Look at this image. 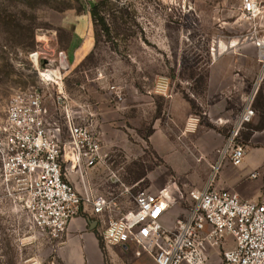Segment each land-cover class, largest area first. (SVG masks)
<instances>
[{
  "label": "rangeland",
  "instance_id": "374dc122",
  "mask_svg": "<svg viewBox=\"0 0 264 264\" xmlns=\"http://www.w3.org/2000/svg\"><path fill=\"white\" fill-rule=\"evenodd\" d=\"M101 1L0 0V126L14 95L40 88L39 70L66 62L71 105L94 120L105 157L84 170V178L73 175L79 192L128 190L125 212L134 207L137 191L172 186L183 197L166 216L173 229L189 212L190 191L215 173L218 151L249 103L256 116L235 142L264 147V129L255 130L264 123V69L250 39L255 23L245 17L243 0H106L92 23L90 11ZM250 49L255 55L247 54ZM172 95L190 106L182 127L170 115ZM49 100L52 117L61 119ZM152 135L186 155L166 164L148 139ZM197 144L206 149L199 152ZM195 176L202 186L193 184ZM17 197L0 179V264H58L56 244L33 225ZM81 212L92 216L88 206ZM103 227L96 231L101 239ZM102 244L109 264L112 246ZM131 247L135 260L154 264ZM219 251L206 263L224 264Z\"/></svg>",
  "mask_w": 264,
  "mask_h": 264
},
{
  "label": "built area",
  "instance_id": "2783aa9c",
  "mask_svg": "<svg viewBox=\"0 0 264 264\" xmlns=\"http://www.w3.org/2000/svg\"><path fill=\"white\" fill-rule=\"evenodd\" d=\"M243 12L255 23L250 39L264 69V31L260 34L256 22L261 6L257 0H243ZM66 70L62 65L39 70L40 88L14 95L0 126L2 185L9 195L18 196L33 225L56 248L85 205L97 226L104 225L102 239L107 246H137L154 264H205L209 251L223 248L228 238L234 247L223 251L224 264H264V192L256 201H243L237 193L215 186L225 164L240 167L244 163L246 149L235 137L256 116L251 103L219 149L212 166L215 173L203 188L190 191L189 212L172 229L166 225V216L183 198L174 195L172 186L137 191L132 195L134 207L125 212L128 190L107 195L79 192L73 175L84 178V170L102 165L105 157L94 120L71 105L64 85ZM51 72L53 78H48L45 74ZM49 99L61 119L52 117ZM261 176L264 172L254 171L249 179Z\"/></svg>",
  "mask_w": 264,
  "mask_h": 264
},
{
  "label": "crops",
  "instance_id": "0c3cea01",
  "mask_svg": "<svg viewBox=\"0 0 264 264\" xmlns=\"http://www.w3.org/2000/svg\"><path fill=\"white\" fill-rule=\"evenodd\" d=\"M257 1L262 9V15L258 18L257 23L261 28H264V0ZM254 48L256 49V47ZM248 53L250 55H255L253 50L250 52L247 51V54ZM189 114L190 106L188 103L178 95H172L170 97V115L172 116V121L182 127ZM154 135L150 136L149 139L156 153L162 158L163 162L168 164L177 161L176 157H180L182 153L180 152L181 150H179V147L174 143L166 141L159 142L155 139ZM255 137L256 134L253 135V138ZM195 148L199 152L206 149L203 148L201 144L195 145ZM209 152L210 150L208 153ZM182 154L186 155L185 153ZM228 165L229 164L220 169L215 186L218 189L237 193L243 201L258 200L264 192V177L261 176L257 180H251L249 179V175L254 171H260L261 173L264 172V147H249L246 149L244 163L242 166L237 167L240 169H236L238 170L237 175H232L233 168L235 167ZM193 166L194 169L197 168L196 163H194ZM197 178L198 176L194 177L195 181L193 184H198V187H200L204 183L201 184ZM166 225L171 226V220L166 219ZM97 227V223L92 216L80 212V214L70 223L63 241L58 245L56 250L58 264H107L104 256V248L100 247V242L96 235ZM233 247L234 243L232 239L228 238L227 244L222 250H228ZM108 248L110 256L109 264H126V261H130L128 263L141 264V261L135 260V257L130 253L132 250L131 246ZM118 249H120V251ZM219 252V249L210 250L208 258H212ZM118 253L127 256L129 259L127 258L124 261L122 258L118 257ZM144 255L147 256L146 254ZM147 258L149 257L147 256Z\"/></svg>",
  "mask_w": 264,
  "mask_h": 264
},
{
  "label": "trees",
  "instance_id": "16d2710c",
  "mask_svg": "<svg viewBox=\"0 0 264 264\" xmlns=\"http://www.w3.org/2000/svg\"><path fill=\"white\" fill-rule=\"evenodd\" d=\"M105 1H106V0H103V1H101V3H97V4L95 5V7L91 9V11H90V20L92 21V23H94V22L96 21L97 17L99 16V12H98V8H99V6H100L101 4H103V3H105ZM102 20H103V19H102ZM263 129H264V123H262V124L260 123V125H258V126L255 127V130H256V131L263 130ZM148 139H149V138H148ZM148 139H147V140H148ZM96 235H97V238H98V240H99V242H100V247L103 248V244H102V239H101V237L98 235V233H96Z\"/></svg>",
  "mask_w": 264,
  "mask_h": 264
},
{
  "label": "bare ground",
  "instance_id": "6f19581e",
  "mask_svg": "<svg viewBox=\"0 0 264 264\" xmlns=\"http://www.w3.org/2000/svg\"><path fill=\"white\" fill-rule=\"evenodd\" d=\"M235 43V42H234ZM65 61H62V63H64ZM63 67H66L67 66V64H66V62H65V64H63L62 65ZM48 78H53V75H54V73L53 72H51V73H46L45 74Z\"/></svg>",
  "mask_w": 264,
  "mask_h": 264
},
{
  "label": "water",
  "instance_id": "95a60500",
  "mask_svg": "<svg viewBox=\"0 0 264 264\" xmlns=\"http://www.w3.org/2000/svg\"><path fill=\"white\" fill-rule=\"evenodd\" d=\"M91 4H92V6H94V3L93 2Z\"/></svg>",
  "mask_w": 264,
  "mask_h": 264
}]
</instances>
